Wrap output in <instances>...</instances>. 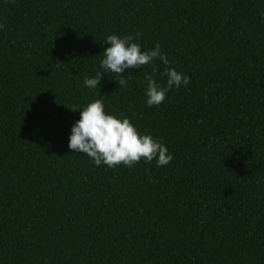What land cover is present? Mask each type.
Listing matches in <instances>:
<instances>
[{
    "label": "trees",
    "instance_id": "obj_1",
    "mask_svg": "<svg viewBox=\"0 0 264 264\" xmlns=\"http://www.w3.org/2000/svg\"><path fill=\"white\" fill-rule=\"evenodd\" d=\"M0 24V264H264V0H0ZM108 35L170 63L88 89ZM166 68L190 83L150 107ZM96 99L173 160L70 150Z\"/></svg>",
    "mask_w": 264,
    "mask_h": 264
},
{
    "label": "clouds",
    "instance_id": "obj_2",
    "mask_svg": "<svg viewBox=\"0 0 264 264\" xmlns=\"http://www.w3.org/2000/svg\"><path fill=\"white\" fill-rule=\"evenodd\" d=\"M5 25L0 24V28ZM141 33L137 32L139 37ZM131 35L120 37L108 35L105 43L110 45L103 52L100 61V70L92 78L85 76L84 85L88 89L99 88L103 73H113L119 77V86L127 87V79L122 75L126 69H140L142 66L160 60L164 65L170 62L168 57L161 53L160 45L156 44L150 51H142L141 45L132 42ZM168 77L166 86H162L155 79L149 77L146 80L147 105L159 106L173 88H179L182 84L187 86L190 77L177 72L174 68H166L163 73ZM79 110L80 118L72 128L68 147L75 153L87 155L96 166L106 165L108 168H116L123 164L133 167L142 159L150 164L154 159L158 167L166 166L173 160L167 147L151 135H141L128 118H117L105 112V106L101 99L89 103Z\"/></svg>",
    "mask_w": 264,
    "mask_h": 264
}]
</instances>
